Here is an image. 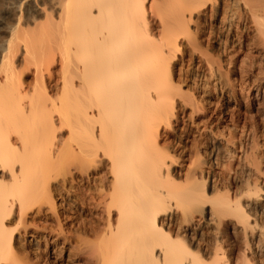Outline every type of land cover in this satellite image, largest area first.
Instances as JSON below:
<instances>
[{
	"label": "bare ground",
	"instance_id": "bare-ground-1",
	"mask_svg": "<svg viewBox=\"0 0 264 264\" xmlns=\"http://www.w3.org/2000/svg\"><path fill=\"white\" fill-rule=\"evenodd\" d=\"M219 1L18 0L12 6L18 15L0 49V264L17 258L7 217L16 214L25 226L29 213L45 209L55 226L35 225L36 231L53 237L57 264L63 254L68 264H264V0ZM26 7L47 22L43 41L33 31L35 41L24 46L17 40L34 24ZM207 16L227 24L224 58L197 36ZM185 44L204 60L225 103L196 127L197 137L211 135L210 159L189 147L191 163L181 174L175 165L182 151L160 140L175 131L179 108L192 120L208 113L173 77ZM30 73L34 85L25 83ZM236 73L240 94L231 78ZM248 100L256 113L235 116ZM213 164L229 170L246 164L259 177L242 175L238 187L231 176L216 180L208 171ZM77 176L93 183L94 190L82 187L80 201L96 211L94 222L74 211ZM59 183L71 186L63 188L74 205L67 227L56 211Z\"/></svg>",
	"mask_w": 264,
	"mask_h": 264
},
{
	"label": "rangeland",
	"instance_id": "rangeland-1",
	"mask_svg": "<svg viewBox=\"0 0 264 264\" xmlns=\"http://www.w3.org/2000/svg\"><path fill=\"white\" fill-rule=\"evenodd\" d=\"M221 1H223V0H220L219 2H221ZM224 1H225L224 3H227V1L229 2V0H224ZM15 3L18 4L19 3L18 0H0V49L2 47L6 46V44L8 43V40L11 38L10 27L13 26V24L16 21V17L18 15L12 9V6ZM17 4H15V5H17ZM26 8H25V10H28V11H25L26 14L27 13L30 14V18L32 17L30 20L34 21V22L31 21L30 25L32 23H34L35 25H37V24L39 25L40 21H43V24H41L42 23L41 22L40 27H38V25L36 27L34 24H32V25H34L33 26L34 29H32V25H31V27L29 26V28L27 30H29V32H30V34H29L30 39L28 38L29 36L25 37L23 35H20L19 41L17 40V42L19 45H21L20 43H22V44L25 43L24 46L26 45V43L31 44L35 41L31 32L33 33V31H34L33 35L36 34L35 31H37L38 35L39 34L41 35V33L45 32L44 28L46 25H44V22H47V20H45V16L43 14L42 15L40 14L41 16L40 15L38 16L37 14H39V13L37 12V14H36V11L34 10V8L28 7L30 10L28 8L27 9ZM7 11H9V12H7ZM39 18H40V21H39ZM37 19H38V22H37ZM199 21H200L199 22L200 24L198 23V25L200 28L197 25H194V27H193V28H199V35L197 34L198 38L201 36L200 39L203 40L204 43L206 42L205 45L212 43L210 46L211 48H213V50H212L213 54L212 55L215 54L214 56L216 57L220 54V56H223V58H224L225 54H223L222 50L224 48L223 46L225 44V40L227 39V36H228L227 35L228 33L226 31L227 24L222 20L221 17L215 18V19H212V18L210 19V17L208 18V16L205 18L201 17ZM48 22H49V20H48ZM195 26H197V27H195ZM40 28H42V30ZM35 29H37V30H35ZM43 29H44V32H42ZM38 31H39V33H38ZM200 31H202V32H200ZM211 33H214L220 37V42H222V43H219V46L221 45V47H219L217 45L218 43H216V40L214 39L215 36H214V34L212 35ZM40 35L38 37H36L37 35H35L36 41H38V40H40V42L43 41L42 38L41 39L39 38V37H41ZM51 35H53V34H51ZM51 35H49L50 37L47 36L48 39H46V38L44 39V41H45L44 43H47V41L50 40L51 37H52L51 39H53V36H51ZM37 38H38V40H37ZM209 40H210V43H209ZM186 46H187V44H185L183 52H182V56H179L178 60L176 61L175 67L173 68V71H174L173 77L178 84L180 83V85L183 86V88L186 92L191 93L192 95H194L196 98H198L202 102L201 105H204L208 109V113H207V115H198L197 117L193 118V120H192L186 116L183 117V115H182L183 112L189 113L188 109L184 110V109H182V107L179 108L178 112H177V115L179 113L178 118H177L179 120H177V122L174 124L175 125L174 126L175 131L168 132L167 134L162 136V138L160 140V142L162 144L167 143V144H170L171 146H174L175 148L177 147L176 150L178 151V153H180L182 151L181 157L177 160L178 161L177 165H175L176 169L181 174L186 173L185 171H187L188 166L191 163V159H189V154H186V151L189 152V150H190L189 147H193V148L198 149L197 151H199L201 154V157H199V159H202V160L210 159V155H209L210 152L209 151H211L210 148H212V145H211L212 140L210 139L211 135L209 134V136H208L209 138L205 137V136L204 137H197L198 133H196V127L198 124H199L198 126H202L203 123H205L207 121L208 117H210L212 115V113L215 111V109L217 107H220L221 105H223L225 103L224 102L225 99L222 96L221 91L219 90V87L215 86V83H216L215 79L212 78L211 75L207 72L208 70H206L205 63L203 64L204 60L201 59L200 57L198 58L197 55H193L192 51H190L191 49L188 46L187 47ZM21 47H23V45ZM220 50L222 53L220 52ZM0 54H1V50H0ZM221 54H223V55H221ZM223 58H222V60H223ZM32 68L34 69V67H32ZM235 75L231 76L232 81L235 80L234 84L237 87V88L235 87L234 90L236 89L237 90V91L235 90L236 93L240 94V92H239L240 89L238 86V81L241 80L240 74L236 73ZM25 83L29 84V85H34L35 76L33 73L32 74L30 73L28 76L25 77ZM247 93L248 92H246V95L243 94V95H245V98H247V96L249 95ZM248 103H249V100L247 101V103H246V101H244V103L241 106L235 107V109H234L235 112L233 114L235 116H237L241 112L243 113L246 110H250L251 108H249L247 106ZM223 109H224V107L220 108V110L224 111ZM256 111H257L256 107L251 109V113H253L252 115H254L256 113ZM248 115L251 116L250 112L248 113ZM242 122L243 121L241 120L239 128H242L243 123H244V122L243 123ZM231 126H232V124H230L229 122L224 123V124H222V129L228 128ZM184 129H186L187 132H185ZM213 129H214V127H213ZM240 131H243V130H240ZM63 135L66 136V133H64ZM193 137H195V138H193ZM195 144H196V146H195ZM214 166H215V164H213V167ZM237 166H240V165H237ZM237 166H235L234 169H230V170H232V172L228 169V167H230L229 165H228V167H227V165H226V167H225V165L223 167L221 165L217 166L218 168L216 166L214 168L211 167L212 169L209 168L208 171L211 170L210 172L213 175L215 174L216 180L226 181V180H228V178L230 181L234 180L233 182H235V184L238 187H240V183H242L244 180V177H242V175L247 176V177H245L246 180H247V178L250 177L249 175H251L252 178L255 175L254 178L258 179L259 176L256 173H254L255 169L253 167H251L252 169L251 168L249 169L248 168L249 166L247 167L246 164L245 165L243 164V166L241 164L240 167H237ZM224 167H225V169H224ZM230 168H233V167H230ZM253 169H254V172H252ZM227 170H228V172H227ZM234 172L237 173L238 176H237V174H234ZM223 173H225V175ZM232 173H233V176H235L236 178H234L232 176ZM247 174H249V175H247ZM252 174H254V175H252ZM221 176H222V178H221ZM224 176H226V178ZM228 176H231V177H228ZM76 180L77 181L75 183V189H76V193H77L78 198L81 197L82 187H85L86 190H91V189L94 190L93 183L90 182L91 184L90 183L84 184L82 182L80 176H77ZM235 180H237L238 182ZM240 180H242V181L240 182ZM64 187H66V189H70L71 186L69 183L65 184V186L63 183H59V184L54 185V198H55L56 204L58 205L57 206L58 208H56V211L61 214L60 215L61 217H63V218H61V221H63L62 222L63 226L64 227L68 226L69 220H67L66 218L70 216V212L72 210L71 206H74V205H75L74 209L76 208L74 211L78 215H81V216H84L85 218H87L88 222L96 221L95 220L96 219V216H95L96 211L89 209L88 207L83 208V206H81L82 205V202L80 201L81 198L79 199L78 202H76L73 205L72 199L70 197H69L70 199L68 198L67 190H63ZM52 213L53 212H50L49 209H47V210L45 209V213H43L42 215H38L36 211H33L27 215V218L25 220L26 221L25 226L24 225L22 226L20 224V219H19L20 216H17L15 214L13 216L11 215V217L10 216L7 217L6 225L8 226L7 227L8 230L11 233L13 232V238H14L13 244L15 243L14 244V250L16 251L15 254L17 255V256L15 255L17 258L14 259L15 262H13V263H15V264H57L55 262L54 255H53V244H51V241H53V237L52 238L51 237H49V238L44 237L43 235L39 234L36 231V226H39V227H45V225L49 226V227L55 226V222L53 221L54 219L52 217L53 216ZM262 217L264 218V215L261 216V218ZM263 220L261 222H264ZM194 229L196 230L198 228H194ZM205 232L207 233V235L210 233L208 236H211L212 228L211 227H209V229L206 228ZM59 264H68L67 255L63 254V257H62Z\"/></svg>",
	"mask_w": 264,
	"mask_h": 264
}]
</instances>
